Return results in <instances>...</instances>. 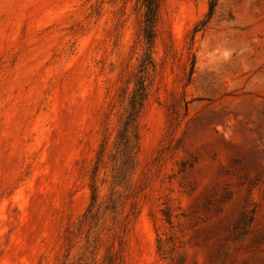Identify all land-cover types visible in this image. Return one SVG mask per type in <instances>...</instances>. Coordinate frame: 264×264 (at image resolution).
Segmentation results:
<instances>
[{
    "label": "rangeland",
    "instance_id": "374dc122",
    "mask_svg": "<svg viewBox=\"0 0 264 264\" xmlns=\"http://www.w3.org/2000/svg\"><path fill=\"white\" fill-rule=\"evenodd\" d=\"M0 0V264H264V0Z\"/></svg>",
    "mask_w": 264,
    "mask_h": 264
},
{
    "label": "trees",
    "instance_id": "16d2710c",
    "mask_svg": "<svg viewBox=\"0 0 264 264\" xmlns=\"http://www.w3.org/2000/svg\"><path fill=\"white\" fill-rule=\"evenodd\" d=\"M164 0H143V6L146 9L145 17V32L144 36L146 41L149 43V49L152 50L153 44L155 42L156 32L155 26L158 21V15L161 10ZM217 0L210 3V11L213 12L216 6Z\"/></svg>",
    "mask_w": 264,
    "mask_h": 264
}]
</instances>
